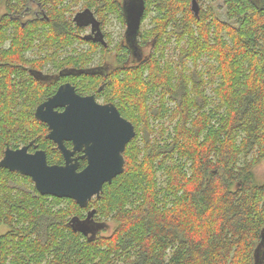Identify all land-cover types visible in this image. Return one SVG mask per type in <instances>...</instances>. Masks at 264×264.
I'll list each match as a JSON object with an SVG mask.
<instances>
[{
	"label": "trees",
	"instance_id": "1",
	"mask_svg": "<svg viewBox=\"0 0 264 264\" xmlns=\"http://www.w3.org/2000/svg\"><path fill=\"white\" fill-rule=\"evenodd\" d=\"M31 1L0 0V161L8 147L33 142L31 152L64 164L48 125L35 117L57 84L30 70L49 63L78 69L73 77L91 81L79 83L80 93L114 103L136 136L124 172L87 208L42 195L31 177L0 168V226L7 227L0 264H256L258 252L264 257V177L256 172L264 163V0H197L198 17L193 0H144L152 27L140 38L151 53L102 76L86 71L90 54H77L75 45L88 41L76 9L103 25L114 14L125 25L121 1L36 0L45 16L23 19ZM218 1L227 20L211 7ZM33 50L39 57L27 59ZM121 52L118 45L116 58ZM93 210L101 231L87 235L76 222Z\"/></svg>",
	"mask_w": 264,
	"mask_h": 264
},
{
	"label": "water",
	"instance_id": "2",
	"mask_svg": "<svg viewBox=\"0 0 264 264\" xmlns=\"http://www.w3.org/2000/svg\"><path fill=\"white\" fill-rule=\"evenodd\" d=\"M191 9L198 17L200 7L197 0L192 1ZM123 12L127 38L136 41L146 4L144 0H125ZM59 108L64 110L59 112ZM35 117L48 125L47 137L57 144L65 164L50 165L45 151L30 152L31 143L20 149L8 147L0 168L31 177L42 195L72 199L80 207L87 208L94 198L101 196L105 184L112 183L124 172V152L136 136L134 125L121 116L114 104L101 105L94 96H80L71 84L62 85L41 103ZM66 143H72L73 149H69ZM77 152H83L80 159H87L83 170H79V159H73ZM94 213L91 211L88 218L76 222V226L86 231L84 223Z\"/></svg>",
	"mask_w": 264,
	"mask_h": 264
},
{
	"label": "flooded vegetation",
	"instance_id": "3",
	"mask_svg": "<svg viewBox=\"0 0 264 264\" xmlns=\"http://www.w3.org/2000/svg\"><path fill=\"white\" fill-rule=\"evenodd\" d=\"M124 2H125V0H123L121 2L122 8H123ZM25 14H26V16L23 17V19H28V20H33L35 18L41 19V17L45 16V10L43 9L41 2H37L36 0H32L30 2V4L25 7ZM10 15H12V12L10 13ZM16 18L22 20L21 15H17ZM74 21L79 26L83 27L85 30H87V29L90 30L89 34H87L86 36H83V38L86 41H88V43L90 45L89 46L90 50H91V48H93V44H94V45L99 46L96 51H98V50L101 51V54L99 56V59L101 60V62H99V63L97 62L96 66L92 65L94 57L91 56V60L89 61L88 66L85 68L86 71L90 74H93V75L100 74L102 76V75L108 74L112 68H115L118 66H123V67L136 66L141 61L146 60V58L149 56V54L152 51L153 46L149 43L142 44V40L140 38V35L138 36V39L136 41L128 39L127 34H126L127 29H126L124 37L120 40V42H118L114 47L110 46V44H109V33H107L104 30L106 28L108 22L105 25H103L101 23V21L96 17L94 12H92V11L83 10L81 12H76V16L74 17ZM97 24H99V27H97ZM125 25L127 28V24H125ZM140 34H141V32H140ZM105 43L107 44V46H105ZM118 45H122V52H121L120 56L118 58H116L115 52L118 48ZM104 49H106V50H104ZM126 49H127V53L129 52V54H127V55L124 54V51H126ZM111 50L113 51L114 54H112L110 52ZM30 52H32V51H30ZM102 52L104 54H102ZM28 53L26 54L27 59H34V58L39 57L38 56L39 54H36V56H34V57H29ZM42 54L44 56H47L46 53H42ZM49 67H50V69H47ZM79 72L80 71L78 69L77 70L71 69L69 71H57L54 63H49L48 66L44 67L43 70H36V71L30 70V73L35 78H37L43 82L55 81V83L57 84V89H56L55 93L58 91V89L62 85L71 84L72 86L75 87L77 94L80 96H83V97L94 96L97 103H99L101 105L114 104L112 102L107 101L105 99V97H103V96L98 98V96L95 93H90V94H86V95L81 94L79 91V88H80L79 83L90 86L91 81L86 80V79H82L81 77H73L74 75L78 74ZM64 75H67V76L72 75L73 78L68 77L67 79H63V80H60V78H58L59 76H64ZM101 82H104V81L102 80ZM75 83L77 84V86L75 85ZM104 85H105V82L99 86L100 91L103 89ZM49 98L50 97H48L47 99H49ZM117 109H118V107H117ZM57 110L59 112H62L64 109L59 108ZM118 111H119V109H118ZM120 114H121V112H120ZM121 116L123 117L122 114H121ZM66 146L69 149H73L72 143H66ZM22 147H25V146H22ZM22 147H20V148H22ZM20 148H18V149H20ZM31 153H33V152H31ZM82 155H83V152H77L73 156V159H76V158L79 159V165L80 166H81L82 161H86V163H87V159H80V157ZM64 164H65V159H64ZM79 170H80V168H79ZM89 213H88V216H89ZM91 217H94V216L92 215ZM84 224H85L84 226H86V231H87L86 234L87 235L94 234L101 229V225L92 219L87 220Z\"/></svg>",
	"mask_w": 264,
	"mask_h": 264
},
{
	"label": "rangeland",
	"instance_id": "4",
	"mask_svg": "<svg viewBox=\"0 0 264 264\" xmlns=\"http://www.w3.org/2000/svg\"><path fill=\"white\" fill-rule=\"evenodd\" d=\"M121 2L123 0H120ZM209 4L206 3L204 5V9L207 8ZM199 7H200V10L202 8V5L199 3ZM211 7L214 9V11L217 13V15L222 19V20H227L226 18V12H225V8L223 6V3L221 1H218L217 3H214L211 5ZM83 11L81 9V6L78 7L76 9V12H81ZM2 12V10L0 11ZM75 16H76V13H75ZM153 16V13L150 14V16L146 19V20H143L142 21V26H141V32L142 31H146V30H149L151 27H152V24H151V18ZM126 25H124L123 23H121L119 20H118V17L117 15H114V14H111L110 15V18L108 20V24L106 26V28L104 29L107 33H109V44L110 46L114 47L118 42H120V40L124 37L125 35V32H126ZM90 30L87 29V30H84L83 32V35L82 36H86L87 34H89ZM174 43H172L169 47V53H172L173 49H174ZM90 45L89 44H85V43H77L75 45V47L77 48L78 51V55L79 54H85V53H88L90 54V56L94 57V60L92 62V65L96 66L97 65V62H101V60L99 59V56L101 54V51L98 50V51H92L90 50ZM71 52H69V50H66L64 51L63 53V56H67L68 54H70ZM113 53V51H112ZM102 54H104L102 52ZM111 55V54H110ZM28 56L29 57H34L36 56V52L35 51H32V52H29L28 53ZM204 61L206 62L207 59L205 58ZM47 69H50L47 68ZM51 71V70H50ZM209 94H212V91L209 89L208 90ZM258 176L260 177H264V163L262 165L259 166V168L256 170ZM259 178V177H258ZM260 181H263L264 178H259ZM7 230V227L6 226H0V235L5 233ZM101 231V230H100ZM98 231V232H100ZM256 264H264V257L260 252L257 253L256 255Z\"/></svg>",
	"mask_w": 264,
	"mask_h": 264
},
{
	"label": "bare ground",
	"instance_id": "5",
	"mask_svg": "<svg viewBox=\"0 0 264 264\" xmlns=\"http://www.w3.org/2000/svg\"><path fill=\"white\" fill-rule=\"evenodd\" d=\"M31 145H34V143L32 142V144ZM37 151V150H36ZM34 182V181H33ZM35 184V183H34Z\"/></svg>",
	"mask_w": 264,
	"mask_h": 264
}]
</instances>
